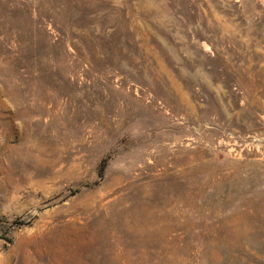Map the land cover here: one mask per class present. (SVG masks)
I'll list each match as a JSON object with an SVG mask.
<instances>
[{
    "label": "rangeland",
    "instance_id": "1",
    "mask_svg": "<svg viewBox=\"0 0 264 264\" xmlns=\"http://www.w3.org/2000/svg\"><path fill=\"white\" fill-rule=\"evenodd\" d=\"M0 264H264V0H0Z\"/></svg>",
    "mask_w": 264,
    "mask_h": 264
}]
</instances>
